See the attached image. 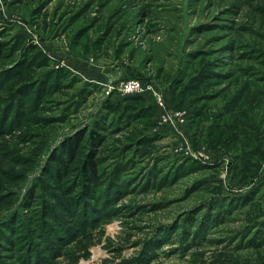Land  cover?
Segmentation results:
<instances>
[{
	"label": "rangeland",
	"instance_id": "374dc122",
	"mask_svg": "<svg viewBox=\"0 0 264 264\" xmlns=\"http://www.w3.org/2000/svg\"><path fill=\"white\" fill-rule=\"evenodd\" d=\"M33 44L44 63L27 53L0 86V222L17 221L0 264L32 248L43 264H264V0H0V72ZM50 69L68 72L41 102L16 97ZM135 75L186 120L107 114L82 196L87 141L69 161L59 144L105 116L106 83Z\"/></svg>",
	"mask_w": 264,
	"mask_h": 264
},
{
	"label": "trees",
	"instance_id": "16d2710c",
	"mask_svg": "<svg viewBox=\"0 0 264 264\" xmlns=\"http://www.w3.org/2000/svg\"><path fill=\"white\" fill-rule=\"evenodd\" d=\"M27 53H36L35 55H38L37 59L39 57L41 59L40 63H44V62H42V59L44 56L41 57L42 54L39 50H37V47L34 44L31 45L28 48V51L25 50V53H23L20 56V59L18 60L19 62L17 64L16 68L7 70L5 72L3 71L2 73L0 72V86L3 84V82L11 79L12 77H14L20 73L22 74L24 72V70L28 66L31 65V63H27V59H28ZM47 62L49 63L48 59H47ZM54 71H55V75H56L55 80L57 81V82H55V86L57 87L59 79L61 77H64L68 71H56V70H51V69L48 71H46V70L42 71L36 77L31 79L30 81H25L22 84H20V86L16 90V97H18V95L19 96L25 95L26 93L30 92L33 87H35V89H37V91L35 94V98H34L35 102L34 103L41 102L42 97L45 95L44 93L48 92V89H46V86H45V88H43V87H44L45 83L47 82V80L50 78L51 73ZM60 73H62V75ZM135 77H140V76L135 75ZM42 88H43V90H42ZM16 97H15V100L17 99ZM143 97H145V96H128V97L121 98V99H118L115 101H111L110 99H107V102H105V106H104L105 111L103 114L105 116L101 117L100 120H96V121L92 122L91 124H87V126L76 130L75 133H73L70 137L69 136L66 137V139H64L59 144V147L63 148V150L66 152L64 155H67L68 161H69V160H72L73 158L75 159L76 153H77L78 148L80 147L81 143L84 140L87 141L86 146H88L89 150L86 154V160L84 161V165H83L85 181L87 183L85 184V186L83 188L82 196L89 197V196L93 195V194H91L92 193L91 192L92 183H95L97 180H99V172H98V165H99L98 162L99 161L97 159V154L99 152L97 151V149L95 150L94 148L103 144L104 135L101 133L105 129H108L109 122H107V120H106L107 114H109L111 112H118L119 109L120 110L122 109L123 113H129L130 112L131 114H128L130 117L131 115H133V113H135V112H131V109H129V108H132V109H135V111H139L140 116L148 117L151 119L152 116H154L155 111L157 112V107L154 105L153 101H149L150 103H147ZM145 98H148V97H145ZM148 99L150 100V98H148ZM132 101H134V102H132ZM131 102L135 103V104H128ZM144 102L147 104H144ZM24 103H25L24 100H22V103L20 105H23ZM21 114L23 115L24 112L21 111ZM120 115L121 114H119V118H120ZM190 115L192 116V113ZM152 123L153 122H151V124ZM215 125L220 126V123H216ZM213 129H215V127H213ZM148 138H150V137H148ZM147 140H149V139H146V141ZM54 160H56L57 162H62L64 164H65V162H67V160L66 161L63 160V158H61L57 154L54 155ZM113 167H117V165L115 164L114 166L111 167V169H110L111 172L109 173L110 176H107L108 180L107 179L103 180V181L109 182L110 192H114L117 189H119L118 185L116 186L115 185L116 183L114 182L116 168H113ZM124 183L125 182L123 181L122 184H124ZM32 191H31V193L35 197V193ZM31 193L29 194L30 197H31ZM32 199H33V197H31L30 203L33 201ZM14 216L15 215H12L10 217H6V218L2 219L0 222V229L5 226V227L10 228V231L12 232V230L16 227L15 224L17 222V221L14 222V218H13ZM40 236L43 239L42 233L40 234ZM48 237H49V239H51L53 241H56V242L58 241L56 239V235H55V239L51 238L50 236H48ZM30 243L34 244L35 242H33L31 240ZM42 243H43V247H44L45 243L43 241H42ZM31 251H33V253L32 254L30 253L31 255L29 257L30 258L29 262H27L25 260V257L23 258V257L19 256L18 258L21 259L23 264H43L39 260H35L36 258L38 259V257H39L38 256L39 250H34L32 248ZM27 253L29 255V252H27ZM38 262H40V263H38Z\"/></svg>",
	"mask_w": 264,
	"mask_h": 264
},
{
	"label": "built area",
	"instance_id": "2783aa9c",
	"mask_svg": "<svg viewBox=\"0 0 264 264\" xmlns=\"http://www.w3.org/2000/svg\"><path fill=\"white\" fill-rule=\"evenodd\" d=\"M128 96H145L153 99L154 105L160 111L159 125L161 128H175L186 120V112L168 106L165 96L156 83L146 77H126L105 84L103 100L115 101L116 98L121 99Z\"/></svg>",
	"mask_w": 264,
	"mask_h": 264
},
{
	"label": "crops",
	"instance_id": "0c3cea01",
	"mask_svg": "<svg viewBox=\"0 0 264 264\" xmlns=\"http://www.w3.org/2000/svg\"><path fill=\"white\" fill-rule=\"evenodd\" d=\"M127 75V74H126ZM125 77H127V76H124L123 78H125ZM116 100H118L117 98H116Z\"/></svg>",
	"mask_w": 264,
	"mask_h": 264
}]
</instances>
